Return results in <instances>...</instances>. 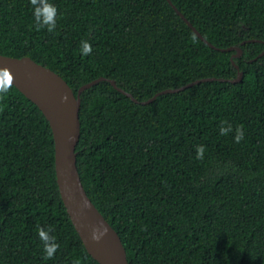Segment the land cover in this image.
Returning <instances> with one entry per match:
<instances>
[{
  "label": "trees",
  "instance_id": "trees-1",
  "mask_svg": "<svg viewBox=\"0 0 264 264\" xmlns=\"http://www.w3.org/2000/svg\"><path fill=\"white\" fill-rule=\"evenodd\" d=\"M171 1L214 48L168 0H49L51 33L36 31L29 0H0V55L31 58L75 94L106 79L81 95L78 169L130 264H264V0ZM221 121L233 132L221 136ZM39 227L60 245L50 260ZM77 259L100 264L63 202L50 123L11 85L0 94V264Z\"/></svg>",
  "mask_w": 264,
  "mask_h": 264
},
{
  "label": "water",
  "instance_id": "water-1",
  "mask_svg": "<svg viewBox=\"0 0 264 264\" xmlns=\"http://www.w3.org/2000/svg\"><path fill=\"white\" fill-rule=\"evenodd\" d=\"M168 2L198 37L214 48L173 5L172 1L168 0ZM227 51L238 52L234 56L236 58L242 55L240 48H230ZM233 65L239 74L236 80L229 82L239 83L243 79V73L234 61ZM4 68L8 69L13 76L11 85L37 105L50 123L55 141L56 172L60 193L88 253L100 264H130L122 239L87 195L78 169L76 150L81 137V95L106 79L101 78L86 84L75 94L74 90L59 74L36 63L29 57L15 59L0 55V69ZM216 80L215 78L204 79L179 89L165 90L141 104H150L163 94L179 93L194 85ZM219 81L226 82L224 79H219ZM110 82L119 92L139 103L131 94L118 88L116 82ZM65 96L67 97L66 101L63 99ZM83 202H86L88 207H83ZM100 226L107 229V234L99 242H94L91 239L92 230Z\"/></svg>",
  "mask_w": 264,
  "mask_h": 264
},
{
  "label": "clouds",
  "instance_id": "clouds-1",
  "mask_svg": "<svg viewBox=\"0 0 264 264\" xmlns=\"http://www.w3.org/2000/svg\"><path fill=\"white\" fill-rule=\"evenodd\" d=\"M32 10H33V17L35 21V29L36 31H40L42 29H46L49 33L53 32L57 26L56 18L58 14V10L55 5L49 2V0H29ZM80 53L83 56H88L92 53L91 44L87 41H81L80 43ZM13 83V76L9 72L8 69H0V94H6L11 84ZM65 101L67 97L63 98ZM233 132V128L231 124H228L227 121H221L219 126V134L221 136H226ZM245 133L243 130V125L237 127L235 129V137L234 142L240 143L244 139ZM204 145H198L196 148V159L203 160L204 152H205ZM83 207H88L86 202H83ZM53 229L48 227L47 229L43 227H39L37 229V235L40 239L43 252H44V259L50 260L55 256V253L60 248V245L56 242V237L51 235ZM107 234V229L103 226L94 228L92 230L91 239L94 242H99L100 239ZM73 264H80L79 260L73 261Z\"/></svg>",
  "mask_w": 264,
  "mask_h": 264
}]
</instances>
